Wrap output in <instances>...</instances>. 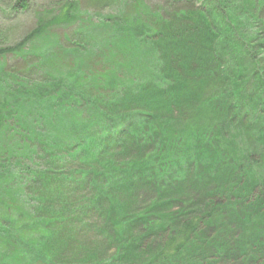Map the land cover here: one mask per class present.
<instances>
[{
  "label": "trees",
  "instance_id": "1",
  "mask_svg": "<svg viewBox=\"0 0 264 264\" xmlns=\"http://www.w3.org/2000/svg\"><path fill=\"white\" fill-rule=\"evenodd\" d=\"M129 1L115 4L128 8ZM131 1L130 14L100 17L96 35L86 33L75 45L83 46L67 54L72 68L66 54L53 59L57 44L34 47L48 84H13L17 91L9 98L0 63V264L9 258L14 264H128L131 254L139 264H195L204 257L198 243L221 251L231 239H223L228 223L239 229L246 224L241 217L248 214L239 217L235 208L213 202L201 217L214 232L207 243L200 238L206 234L197 233L199 219L173 228V215L160 219L151 213L166 187L182 184L190 163L198 183L215 186L209 200L228 201L235 188L230 183L241 181L236 138L225 136L228 119L246 121L258 109L264 114V0H201L199 8H193L195 0H168L162 13L144 0ZM173 4L182 6L176 11ZM191 25L197 38L188 33ZM43 31L39 27L24 43L0 48V59L22 53ZM194 60L200 63L195 70ZM91 62L96 77L84 66ZM251 125L255 131L247 137L256 138L257 150L264 148V115ZM253 178L245 174L251 188L264 187V173ZM142 189L154 200L131 210ZM129 190L131 199L123 197ZM219 211L228 212L227 221ZM96 216L112 230L107 236L116 248L110 258L104 241L93 239L94 246L82 251L84 239L91 243L82 228L96 224ZM255 226L247 227L244 238L264 235V224ZM165 232L169 240L147 257L143 252L152 251L146 241ZM74 235L82 238L79 251Z\"/></svg>",
  "mask_w": 264,
  "mask_h": 264
},
{
  "label": "rangeland",
  "instance_id": "2",
  "mask_svg": "<svg viewBox=\"0 0 264 264\" xmlns=\"http://www.w3.org/2000/svg\"><path fill=\"white\" fill-rule=\"evenodd\" d=\"M167 1L168 0H144L142 3L144 5H150L154 10H160L161 12L163 10L167 11L165 10L169 7L166 4ZM131 2L132 1L130 0L128 4L129 7L127 8V6L124 5H116V0H24L25 6L23 9L19 7V0H0V48H9L18 45L19 43H24L28 35L39 29V27L41 28V30L44 29L43 34L39 35L38 41H36V39H33V42L28 41L27 45L24 48H21L22 53L17 52L15 54L6 55L5 59H0L1 67L3 70V73L1 75L4 74L3 76L5 77L4 81L0 80V86L3 85L1 83L2 81L5 82L4 87L6 85L10 88H4L5 92H8V95L5 94V96L10 98L11 94H15V92L17 91V86H14L13 84H27L28 87H35L33 86L35 85V83L39 84L47 81L49 76V74L48 76L46 75L47 69L40 67L38 59L35 58L36 56L38 57L40 48L42 47L49 48V46L57 44V47L52 50V56L54 57L53 59H57L58 61L59 58H63L61 53H63V55L66 54V65L72 68L70 63V61L72 62V57L67 54L69 52L72 53L73 49H77L80 48V46H83L75 45L80 43V41L82 42L83 38L86 37V33H89L91 36L96 35V22L99 20V18L108 16L112 17L122 12H124L123 14H126L127 16L129 10V14L131 13ZM199 4L203 5V2L201 0H195V2L193 3V8H197ZM68 5L71 9L66 11ZM181 6L182 5H174L173 7L177 11L180 10ZM189 10L195 11L193 9ZM66 14L69 18L68 21L64 20V16H66ZM56 18L60 22H54ZM187 30L189 31L188 33H191L192 38H197V35H195L197 28H193V25H191ZM41 41H44V44H40ZM34 47L37 48V50L39 49V51L33 50ZM87 50L93 53L96 52L92 48H87ZM209 54H211V51L209 52ZM84 58H82V60ZM93 64L94 62H91L89 64L85 63L84 66H86L90 70H93V75L91 76L96 77V66ZM199 66L200 63L194 60V64H192V66L190 67L195 70L197 69L196 67L199 68ZM84 71L85 67L83 69V72ZM48 81L46 84H48ZM89 89L92 91V87H90ZM263 115V112H260V110L258 109V113L254 115V117L251 116V118H248V120L246 121L242 120L241 122H239L237 119H232L231 122L230 119H228L230 123V131H227L225 137L228 141H233V139L231 138L232 135L236 138L235 141L240 150L239 156L240 158L242 157V161L244 163L243 168L241 169V175L236 174V177H241L240 182L242 186L245 182V174L253 175V179L257 180V178L262 173H264V148H260L259 150H257L255 145L256 138H253L251 140L246 135L255 131L251 124L257 121L258 118ZM239 133H241L242 135ZM242 153L244 155H242ZM246 166H249V168H247ZM195 170L196 165L190 163V165L188 166L186 177L183 180L182 184L174 183V188H171L170 186L166 187V190L168 189V191H162V194L158 196L161 197V199L159 200H154L155 194L152 195L151 193H149V191L142 189L140 193L136 195L135 202L138 203H135V206L132 207L131 210H136L141 207L144 208V206L147 205L149 201L154 200L159 206L153 210V213H151L153 214V217L155 216V218L158 217L161 219V217H167L168 214L173 215V228L178 224V222H180L179 220L182 216L183 222H187L188 220L195 221L199 219L201 222L198 224L197 233H205L206 236H204L203 238L202 236L200 237L201 241L210 243V236H212L214 232L210 234L211 230L208 229L209 227H206V218L202 220L201 217H203L206 213L211 212V203L220 202L221 204H225L230 209L235 208L236 214L239 215V217H241L243 213L248 214L247 217H241V219L244 218V221L246 223L243 226L244 228L239 229L238 225H232L228 223L227 227L230 229V233L226 234L223 239H228L230 237L231 239L227 241L226 246L223 250H221L222 255L215 250H211L212 248H209L206 244L198 243L199 245H201L202 249H204V257L202 258V260L205 264H264V235L256 233L252 234V236L250 237L244 238V236H246L247 234V227L252 229L253 225L255 226V224L257 223L261 222L262 225L264 224V205L261 204L260 206L259 204V202L261 203V201H264V187L255 185L253 190L250 192V195L240 198L242 189L234 184V194L232 192V195L228 196V201L222 196H219L213 200H209V194L212 193V190L215 189V186L207 182L201 184L198 183V179L195 178ZM243 171L245 172V174ZM202 175L204 176L205 174ZM203 178H205V176ZM231 183L233 185V182ZM161 186L163 188V185ZM150 188V190L153 191V188ZM137 191H139V189H137ZM84 192L88 194V197L90 196L89 187H86ZM126 192L128 193L124 192L125 196L123 197L130 198L133 196L134 191L129 190ZM174 196H183L184 199L181 201L185 203V206H188L187 209H185L186 207H184L182 204L177 203L181 201H176L177 197L175 198ZM257 202L259 205H257ZM183 211H187V213L182 214L181 212ZM218 213V216L223 218L224 222L227 221L226 219L229 217V215L227 214L228 212L219 211ZM86 219H83L84 222L87 221ZM163 221L165 222V220ZM163 221L159 222L164 223ZM95 223H99L100 225H92L91 221H89L88 225H85L82 228L83 233L87 234L86 236L91 239V243H89L90 245L86 243L85 239L84 243L82 242V238L74 235L73 246H75L76 251H79L82 242L84 244L82 246V251L84 252L89 249V246L92 247L91 244L94 243L92 242L93 239H95L97 243H100V245L104 241L102 247L105 250V253L108 255V258H110L115 252L116 248L115 241L107 236V234L112 235V230L110 231V229L108 230L104 228L98 216H96ZM75 224L77 226V223ZM262 230L264 231V229ZM135 236L136 235H134V237ZM169 237L170 235L168 234V232L149 237L148 241H146L145 244L150 245V251L152 252L145 251L143 253L147 257L153 258L155 247L161 245V242L169 240ZM193 242L197 244L198 240L194 239ZM92 245L94 246V244ZM0 250H4L1 245ZM227 251H234L238 254V256L223 258L222 256ZM15 255H18V253L12 255L11 257H14ZM131 256H129L128 259H131L127 263L139 264L138 257L133 258ZM12 259L13 258L8 259L9 264H14Z\"/></svg>",
  "mask_w": 264,
  "mask_h": 264
},
{
  "label": "bare ground",
  "instance_id": "3",
  "mask_svg": "<svg viewBox=\"0 0 264 264\" xmlns=\"http://www.w3.org/2000/svg\"><path fill=\"white\" fill-rule=\"evenodd\" d=\"M263 130H258V132H262ZM232 182H233V184H235L236 186H238L239 188H241L242 190H241V194H240V198H243V197H247L248 195H250V192L253 190V188H251V185L252 184H250V183H246V182H244V184H245V187H244V185L242 186V184H241V182H239L237 179H233L232 180ZM235 182V183H234ZM232 184V183H231ZM218 188H221V187H218ZM264 199V198H263ZM262 199V200H263ZM259 204H260V206H261V204L262 205H264V201H261V203L259 202ZM258 204V202H257V205H259ZM180 221V225H178L177 227H181V225H182V223H184L183 222V220L182 219H180L179 220ZM212 232H213V229L210 231V234H212ZM158 238V237H157ZM210 239H211V236H210ZM216 252H218L219 254H221V251H219V250H216ZM222 255V254H221ZM232 257V256H235V257H237L238 256V254L237 253H235L234 251H227V252H225L224 253V255L222 256L223 258L224 257ZM235 257H233V258H235ZM195 261H194V263L196 264L197 262H198V264H205L204 263V261L202 260V258H200V257H196L195 259H194Z\"/></svg>",
  "mask_w": 264,
  "mask_h": 264
}]
</instances>
